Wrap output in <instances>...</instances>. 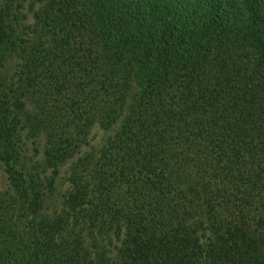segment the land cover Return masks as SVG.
Wrapping results in <instances>:
<instances>
[{"label":"trees","instance_id":"1","mask_svg":"<svg viewBox=\"0 0 264 264\" xmlns=\"http://www.w3.org/2000/svg\"><path fill=\"white\" fill-rule=\"evenodd\" d=\"M0 164V264H264V0H0Z\"/></svg>","mask_w":264,"mask_h":264},{"label":"rangeland","instance_id":"2","mask_svg":"<svg viewBox=\"0 0 264 264\" xmlns=\"http://www.w3.org/2000/svg\"><path fill=\"white\" fill-rule=\"evenodd\" d=\"M13 65L14 64L11 63L8 66L9 73L12 72ZM93 135L95 137V139L93 140V144L98 145L102 140V137L104 136V131L99 127H95ZM28 159H29L28 157L25 158V160ZM5 183H6V175L3 166L0 164V189L3 190L5 188ZM67 188H68V182L65 180V178H63L62 180L59 181L57 191L53 194L51 198H49L46 201V206L49 212H54L61 207L64 200L63 193L66 191Z\"/></svg>","mask_w":264,"mask_h":264}]
</instances>
